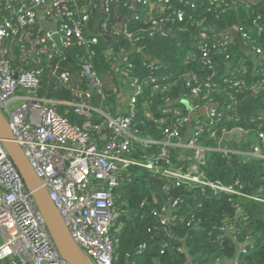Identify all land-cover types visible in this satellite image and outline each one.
Instances as JSON below:
<instances>
[{
  "label": "trees",
  "instance_id": "1",
  "mask_svg": "<svg viewBox=\"0 0 264 264\" xmlns=\"http://www.w3.org/2000/svg\"><path fill=\"white\" fill-rule=\"evenodd\" d=\"M143 1H94L95 7L91 8L83 33L86 39L95 37L96 43L65 48L49 62L58 75L62 72L70 75L72 86L60 83L48 71L45 58L41 55L37 58L39 46L31 49L24 41L23 37L34 40L42 34L40 23L20 29L16 36H9L5 46L11 50L12 62L17 68L24 71L43 69L38 96L61 102L55 106L56 112L71 125L82 128L89 122L99 133L91 132L98 144L101 135L111 136L104 116L92 111L90 118H86L69 105L77 101L72 87L89 88L81 70L84 60L91 64L102 83L101 93L91 90L89 104L110 116L118 114L120 92L128 86V79L121 75L122 70H128L130 77L139 80L152 77L159 85L168 86L167 91L157 94L147 87L137 98L132 127L142 137L161 138L153 120L143 116L148 101L151 113L157 119L162 117L160 108L166 106L188 115L182 99L202 108L204 100L211 98V105L221 117L214 128L216 134H220L221 129H250V135H255V131L264 132V60L255 53L258 47L264 50V0H168L149 14ZM6 3L16 4L12 0H0V23L11 17ZM69 5L73 6L72 3ZM178 12L183 13L181 22L177 21ZM151 19L160 22L158 28L151 25ZM202 30L212 38L221 33L232 35L227 51L229 64L224 62L222 53H215L216 75L212 79L220 86L219 91L211 92L204 86L210 70L200 62L194 45ZM243 33L249 35L248 40L242 37ZM191 53L193 57L189 59ZM121 54L126 55L125 61L119 59ZM188 74L189 78H197L191 86H187L188 80L184 79ZM225 78L244 79L246 87L263 81V86L258 92L244 87L238 90L229 88ZM193 84L200 85L201 92L196 98L191 92ZM203 96L207 98L203 99ZM204 117L203 114L200 118ZM201 143L215 147V142L207 137ZM249 143L257 142L247 139L246 145L240 139L232 142V146L243 152L249 150ZM226 146L222 144V147ZM262 152L264 154V148ZM202 171L211 181L241 183L244 192L258 194L264 199V159L210 150L206 153ZM165 184L170 185L141 168H132L123 175V182L112 192L118 214L116 224L122 225L118 235L115 228L112 229V235L118 238L113 264H231L232 261L264 264V202L241 200L230 195L214 196L206 190L201 192L198 188H174L171 185L170 191L166 192ZM175 198L180 201L170 212L171 220L162 224L159 214H154ZM233 226V234L226 231Z\"/></svg>",
  "mask_w": 264,
  "mask_h": 264
},
{
  "label": "built area",
  "instance_id": "2",
  "mask_svg": "<svg viewBox=\"0 0 264 264\" xmlns=\"http://www.w3.org/2000/svg\"><path fill=\"white\" fill-rule=\"evenodd\" d=\"M12 1L16 4L6 3L11 17L0 23V111L7 119L14 140L41 179L70 236L94 264H113L118 238L112 235V229L115 228L118 235L122 225L116 224L118 214L112 192L121 185L123 175L126 176L132 168H141L151 176L169 182L174 188H198L214 196L230 195L241 200L264 202L258 194L249 195L244 192L241 183L211 181L202 171L206 153L210 150L264 159L263 131H255V135H250V129H221V133L216 134L214 128L218 126L221 117L216 113V107L211 105V98L202 97L207 98L202 108L197 104L193 106L188 99H182L190 106L188 115L174 107H158L162 117L157 119L153 117L151 103L148 101L143 116L153 120L161 132V138L142 137L132 127L137 113V98L147 87L157 94L167 91L168 86L159 85V81L152 77L145 80L130 77L128 70H122L121 75L128 79L127 100L121 112L110 116L100 109L91 108L89 104L91 90L101 93L102 83L92 71L91 64L84 60L81 70L89 88L84 90L72 87L77 101L69 105L86 118H90L92 111L103 115L111 136L105 138V135H101V143L98 144L91 134L97 129L89 122L82 128L68 123L56 112L55 106L61 102L38 96L39 78L43 69L24 71L17 68L12 62L11 50L5 46V40L9 36H16L20 29L40 23V36H35L34 40L28 36L21 37L29 43L31 49L39 46L37 58L38 55L44 57L48 71L60 83L68 85L70 75L66 72L58 75L56 68H52L49 62L65 48L96 43L95 37L86 39L83 33L91 8L95 7V0ZM167 3L168 0L143 1L148 14L157 6ZM103 6L108 12L105 4ZM176 16L177 21L183 20L182 12ZM150 22L153 27H159L157 19H151ZM204 30L194 42L200 62L210 70V77L204 86L211 92L219 91L220 86L214 82L217 66L215 53H222L224 62L229 64L230 55L227 51L232 35L221 33L212 38ZM54 35L60 37L61 51L51 40ZM125 36L129 38L130 34L125 33ZM242 37L249 39L248 34L243 33ZM255 53L261 61L264 60L262 48H256ZM125 56L121 54L119 59L125 61ZM191 57L193 54H188V58ZM189 75L184 76L188 80L187 86L197 80L195 76L189 78ZM224 82L229 88L240 90L244 87L251 92H258L263 86V81H256L246 87V80L236 78H225ZM69 85L72 86L71 83ZM191 92L194 98L198 97L200 85L193 84ZM203 114L205 117L200 118ZM170 116L172 120L168 119ZM256 120L262 121L260 118ZM204 137L213 140L215 147L204 146L201 143ZM240 139L245 144L247 139H254L257 143H249V150L239 152L233 149L232 142ZM223 143L227 145L225 148L222 147ZM170 185L165 184L163 189L170 191ZM179 201L177 198L169 201L167 206H162L154 215L159 214L160 222L165 224L171 220L170 212ZM234 230L235 226L226 231L233 234ZM0 264H66L55 250L32 197L1 141ZM231 264L237 263L232 261Z\"/></svg>",
  "mask_w": 264,
  "mask_h": 264
},
{
  "label": "water",
  "instance_id": "3",
  "mask_svg": "<svg viewBox=\"0 0 264 264\" xmlns=\"http://www.w3.org/2000/svg\"><path fill=\"white\" fill-rule=\"evenodd\" d=\"M51 40L59 51L63 49L58 35H54ZM182 103L186 106L187 111L191 110L186 100L182 101ZM0 141L24 186L29 191L36 211L42 219L49 238L60 258L66 264H94L70 236L41 179L14 140L7 119L1 111Z\"/></svg>",
  "mask_w": 264,
  "mask_h": 264
},
{
  "label": "crops",
  "instance_id": "4",
  "mask_svg": "<svg viewBox=\"0 0 264 264\" xmlns=\"http://www.w3.org/2000/svg\"><path fill=\"white\" fill-rule=\"evenodd\" d=\"M125 90H126V88H125ZM125 90L120 92V97H119V100L117 103L118 104V113L122 111V109L125 106L126 100H127V91L125 93Z\"/></svg>",
  "mask_w": 264,
  "mask_h": 264
}]
</instances>
